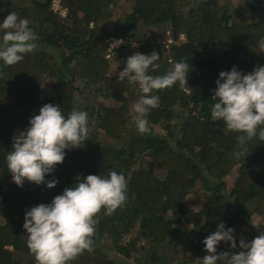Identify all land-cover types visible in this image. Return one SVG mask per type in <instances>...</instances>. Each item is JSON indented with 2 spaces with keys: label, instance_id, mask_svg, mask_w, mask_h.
Here are the masks:
<instances>
[{
  "label": "trees",
  "instance_id": "1",
  "mask_svg": "<svg viewBox=\"0 0 264 264\" xmlns=\"http://www.w3.org/2000/svg\"><path fill=\"white\" fill-rule=\"evenodd\" d=\"M60 1L65 15L51 0H0V23L16 12L39 37L21 62L0 61V264H36L23 228L26 211L50 204L77 177L110 171L128 180L129 200L111 216L101 212L94 250L71 264H200L203 240L217 225L233 228L237 245L264 232V141L252 139L249 154L237 159L239 133L211 118L219 73L264 65V0H130L119 11L118 0ZM113 38L118 45L110 46ZM153 51L160 68L149 74L164 75L182 60L190 71L187 86L177 82L153 93L159 107L146 117L150 131L139 134L129 102L142 93L118 74L131 55ZM47 103L65 117L87 111L89 140L66 149L64 161L45 175V182L58 181L55 187L27 180L18 187L7 176L6 156ZM252 213L263 220L254 224ZM240 250L217 246V253Z\"/></svg>",
  "mask_w": 264,
  "mask_h": 264
},
{
  "label": "clouds",
  "instance_id": "2",
  "mask_svg": "<svg viewBox=\"0 0 264 264\" xmlns=\"http://www.w3.org/2000/svg\"><path fill=\"white\" fill-rule=\"evenodd\" d=\"M29 23L16 12H10L0 23L3 33L0 61L5 65L21 62L25 54L36 49L39 37ZM114 39L119 38H113L110 46L118 45L112 44ZM259 46L264 49V39ZM159 58L155 51L148 55L135 53L127 58L126 66L118 74L119 81L138 84L142 93L133 105L136 115L132 118L139 134L150 131L146 117L150 110L159 107L160 97L153 93L171 88L177 82L181 87L187 86L189 62L173 63L164 75L149 74L150 69L154 72L160 68ZM215 84L211 118L222 121L228 131L239 133L236 136L239 150L234 155L244 160L250 152L246 146L249 141L257 137L264 141V65L254 67L247 74L233 66L230 71H221ZM90 132L87 111L74 109L65 117L59 106L44 104L39 114L29 120V127L13 138V150L6 156L12 181L18 187L25 180L55 187L58 181L54 178L45 182V175L52 174L56 165L64 161L66 149L80 147L89 140ZM79 178L50 204L42 203L26 211L23 228L36 264H71L85 251L92 252L101 212L111 216L129 200L128 180L123 174L110 171L106 177L90 174ZM220 242H227L233 249L239 246L241 250L217 253ZM203 244L207 255L198 259L200 264H264V232L250 242L241 238L237 245L234 229H225L221 223Z\"/></svg>",
  "mask_w": 264,
  "mask_h": 264
},
{
  "label": "rangeland",
  "instance_id": "3",
  "mask_svg": "<svg viewBox=\"0 0 264 264\" xmlns=\"http://www.w3.org/2000/svg\"><path fill=\"white\" fill-rule=\"evenodd\" d=\"M130 0H118L117 1V6H118V11L119 10H128L129 9V6H130ZM181 37H183V34H181ZM169 40V39H168ZM120 42L119 41V39H114L113 40V42H112V44H118V43ZM122 70H120V72H121ZM221 82H223V81H221ZM41 94L43 95V96H47V95H50L51 94V86H50V83H49V80H47L46 78H45V80L42 82V86H41ZM138 100H131L130 102H129V112H130V114H134L135 115V113H134V111H133V105L137 102ZM155 130H157V131H162V128L160 127V126H155ZM158 172V175L159 176H164V174H165V171H163V170H158L157 171ZM7 176H9L8 178L9 179H11L12 180V176H11V173H9L8 172V174H7ZM231 183H232V176H229L228 178H227V184H228V187L231 185ZM249 217H250V219H251V221L254 223V224H257V223H259L260 221H262L263 220V217L261 216V215H259V214H257V213H252V214H250V215H248ZM111 251V253L112 254H117V252L116 251H114V250H110ZM133 259V258H132ZM170 264H184L183 262H179V261H176V262H173V263H170ZM185 264H193V263H185Z\"/></svg>",
  "mask_w": 264,
  "mask_h": 264
},
{
  "label": "built area",
  "instance_id": "4",
  "mask_svg": "<svg viewBox=\"0 0 264 264\" xmlns=\"http://www.w3.org/2000/svg\"><path fill=\"white\" fill-rule=\"evenodd\" d=\"M51 6L54 10L58 11L59 14L65 15L67 10L66 7H64L60 0H52ZM170 40V39H169Z\"/></svg>",
  "mask_w": 264,
  "mask_h": 264
}]
</instances>
